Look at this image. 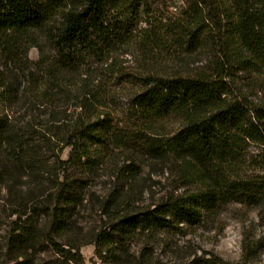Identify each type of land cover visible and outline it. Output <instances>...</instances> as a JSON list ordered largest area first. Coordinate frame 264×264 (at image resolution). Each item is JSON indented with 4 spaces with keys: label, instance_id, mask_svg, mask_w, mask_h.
Here are the masks:
<instances>
[{
    "label": "trees",
    "instance_id": "trees-1",
    "mask_svg": "<svg viewBox=\"0 0 264 264\" xmlns=\"http://www.w3.org/2000/svg\"><path fill=\"white\" fill-rule=\"evenodd\" d=\"M146 14L147 0H0V182L13 172L37 183L27 192L31 205L16 202L11 211L16 217L0 264H36L47 249L46 264H83L86 244L105 262L165 264L145 248L130 258L131 244L174 224L200 222L227 204L264 205V104L235 96L224 74L238 67L252 72V84L264 80V0H186L178 20ZM218 37L221 61L208 70L142 78L129 93L126 119L107 109L114 96L90 87L100 79L99 66L117 70L112 59L119 53L150 63L165 41L192 54ZM32 47L36 61L28 57ZM72 98L76 116L64 110ZM20 100L30 114L22 121ZM93 106L102 109L83 115ZM36 135L58 147L48 170ZM249 144L263 148L251 161ZM138 155L146 163L167 161L177 170L176 182L193 188L139 206L142 193L133 187L142 169ZM107 166L111 186L94 199L105 220L84 232L74 216L93 200L90 175ZM43 174L50 186L39 182Z\"/></svg>",
    "mask_w": 264,
    "mask_h": 264
},
{
    "label": "rangeland",
    "instance_id": "rangeland-1",
    "mask_svg": "<svg viewBox=\"0 0 264 264\" xmlns=\"http://www.w3.org/2000/svg\"><path fill=\"white\" fill-rule=\"evenodd\" d=\"M185 3L186 0H147L148 14L146 15L148 16H145V19L153 16L163 21L166 19L178 20ZM205 24L209 25L210 20H207ZM216 30L214 32L218 35ZM221 42L222 38L219 40V37L216 43L211 39V42L205 43L202 49L189 54L173 45H170L171 48H169L168 41H165L166 47H163L157 56L155 54L150 63L144 62L142 57L131 56L125 52L119 53L112 59L116 61L113 67L118 71L114 70L109 73L104 70L106 65L99 66L100 79L97 82L95 80L90 87L94 93L97 90L103 96H114L107 109L114 117L119 116L126 119L130 111L129 93L133 87L139 85L137 83L141 82L142 78L148 75L171 73V71L182 75H196L199 71H206L208 70L206 68L210 67L212 63L221 61L219 53L222 47ZM38 55V50L35 47L29 49L28 57L31 61H36ZM112 60H108V63ZM152 63L153 65H151ZM93 66L95 67L96 64ZM224 74H226L225 81L230 85L235 96L245 97L251 103L253 101L256 104H264V80L261 84H252V72L241 70L238 67H228L224 70ZM137 77L138 80H136ZM76 102L72 98L64 104V110L68 115L75 113L73 116H76L80 113V109L75 110ZM16 105L20 121L30 117V114L26 112L25 102L22 103L20 100ZM101 109L102 107L93 106L89 110L83 111V115H92ZM36 112L44 113L43 117L47 116L45 108H37ZM33 143L44 162V169L48 170L55 162L57 163L55 156L58 147L56 150H52L51 147L39 141L37 135ZM68 150L69 148H66L60 154L62 159L67 157ZM262 150L261 146L249 144L246 147V157L251 161L252 155H257ZM138 156L142 169L133 181V187L138 192L137 195L142 193L136 197V203L139 206L157 203L168 194H177L184 189L193 188L190 184L185 186L176 182L178 181L177 170L172 168L167 161L150 160L146 163L140 155ZM12 173L10 172L11 175H13ZM71 173L78 178L80 175H84L74 169L71 170ZM11 175L9 176L11 179L4 175V182H0V256L6 251L5 235L16 217L11 214L12 209L16 206L15 203L22 202L27 206L31 205L28 202L30 200L27 192L37 184L34 182V178L32 179L26 174L21 177L15 174L13 175L14 179ZM111 175L108 166L98 169L96 174L90 175V179L84 175L90 181L93 200H87L88 205L86 204V207L84 206L74 216L78 221V226H81L84 232L91 228H99L105 220L96 209L94 199L99 197L102 190L111 186ZM46 177L47 174H43L42 178H39V182L46 181L45 185H49ZM41 190L37 189V191ZM142 248L147 249L165 264H264V205L254 208L240 204H227L215 215L204 216L200 222L174 224L161 230L154 237L142 236L131 244L129 257L131 258V254L138 253ZM50 253L47 249L37 254L36 264H46V261L50 260ZM80 253L83 264H116L112 257L108 258L106 262L102 261L96 255L93 244L84 245Z\"/></svg>",
    "mask_w": 264,
    "mask_h": 264
}]
</instances>
